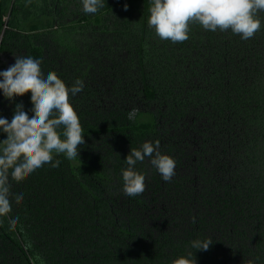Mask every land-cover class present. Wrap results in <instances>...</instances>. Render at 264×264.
I'll list each match as a JSON object with an SVG mask.
<instances>
[{
  "label": "trees",
  "instance_id": "obj_1",
  "mask_svg": "<svg viewBox=\"0 0 264 264\" xmlns=\"http://www.w3.org/2000/svg\"><path fill=\"white\" fill-rule=\"evenodd\" d=\"M150 7L105 0L85 14L81 0H0V71L31 56L45 76L85 84L70 95L79 157L54 154L59 167L10 178L0 264H172L190 252L196 264H264V12L250 40L192 24L173 44L149 28ZM21 103L31 118L30 92L0 91V117L11 122ZM156 140L175 176L164 182L146 158L135 165L146 190L124 195L126 156ZM208 238L207 251L191 247Z\"/></svg>",
  "mask_w": 264,
  "mask_h": 264
},
{
  "label": "clouds",
  "instance_id": "obj_2",
  "mask_svg": "<svg viewBox=\"0 0 264 264\" xmlns=\"http://www.w3.org/2000/svg\"><path fill=\"white\" fill-rule=\"evenodd\" d=\"M104 2L81 0L82 11L95 14ZM149 11L148 26L163 41L173 44L187 41L192 24L212 32L231 31L247 41L262 30L260 13L264 12V0H151ZM40 64L31 56H15V63L0 71V91L4 97L11 101L30 92L33 105L31 118L22 103L16 105L11 122L0 117V131L6 134V139L0 141V217L12 212L10 178L20 183L45 165L59 167L61 161L54 159V154L73 159L79 157V146L85 144L79 116L70 103V95L80 93L84 81L77 78L68 87L55 71L45 76ZM137 111L130 110L128 119L134 120ZM146 158L164 182H171L175 176L176 160L161 153L159 140L146 141L139 149L131 148L125 158L124 195L136 197L146 190L145 175L135 168L137 162ZM14 198L19 204L23 194ZM211 244V238L193 240L191 247L207 251ZM172 264H196V260L190 252L174 259Z\"/></svg>",
  "mask_w": 264,
  "mask_h": 264
}]
</instances>
